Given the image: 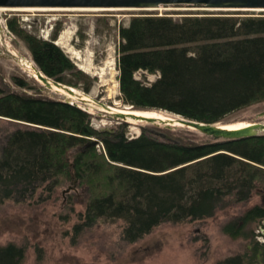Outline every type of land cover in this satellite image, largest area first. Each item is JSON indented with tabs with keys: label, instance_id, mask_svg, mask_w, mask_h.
<instances>
[{
	"label": "trees",
	"instance_id": "trees-1",
	"mask_svg": "<svg viewBox=\"0 0 264 264\" xmlns=\"http://www.w3.org/2000/svg\"><path fill=\"white\" fill-rule=\"evenodd\" d=\"M181 13H138L119 26L115 68L121 101L215 124L264 101V11ZM19 22L6 19L35 66L54 81L88 92L89 75L53 42L61 23L44 39ZM137 71L155 78L141 80ZM30 79L13 75L15 89H9L0 78V116L18 123L0 145V207L34 196L43 200L63 181L75 180L85 209L74 234L100 220L122 219V239L135 242L162 222L206 218L257 190L264 193V133L195 141L162 127L163 135L142 128L127 138L124 122L98 130L90 113L40 94L39 83ZM261 217L263 197L223 231L254 239L245 225ZM255 247L215 264H251ZM36 252L39 262L41 250ZM24 255L23 246L0 245V264H21Z\"/></svg>",
	"mask_w": 264,
	"mask_h": 264
},
{
	"label": "rangeland",
	"instance_id": "rangeland-1",
	"mask_svg": "<svg viewBox=\"0 0 264 264\" xmlns=\"http://www.w3.org/2000/svg\"><path fill=\"white\" fill-rule=\"evenodd\" d=\"M220 11L238 10L188 6L163 10L5 9L0 11V78L9 89H15L12 83L13 75L37 80L22 60H30L27 47L9 31L7 18L16 17L27 31L44 39L51 38L55 23L60 22V29L53 42L62 47L75 65L89 75L92 85L88 92L73 87L74 93L71 94L55 91L54 88L47 89L37 80L40 94L64 98L84 109L91 115V126L98 130L111 131L124 122L127 138L137 136L142 128L163 135L164 132L160 128L169 127L170 130L178 131L182 136L195 141L212 140V136L184 126H168L165 123L132 118L122 120L110 112L128 111L127 105L119 98L118 88L113 87L117 75L115 62L120 42V25L126 24L130 16L144 12L166 13L176 17L180 16L181 12L200 14ZM243 11L257 13L251 10ZM21 18L26 20L21 21ZM59 40L62 43L58 44ZM71 48L79 49L85 61L91 60L94 67L89 71L82 69L80 60L73 57ZM30 64L35 67L34 62L30 61ZM100 68H104L103 75L97 73ZM135 76L147 81L155 78L154 74L145 71H137ZM35 89L36 87L30 92H35ZM263 111L264 101L252 103L231 113L223 124L239 121L264 122ZM162 112L175 119L178 117L167 111ZM17 124L16 121L0 116V145L6 134ZM258 133H264V130H259ZM68 185H72V182L63 181L51 195L46 191L41 192L42 196L48 197L37 202L34 196L24 203L10 201L0 207V245L14 243L23 246L25 255L21 264H215L229 255L243 254L255 245L261 252L259 256L255 255L257 259L251 264H264V236L260 235L264 229L259 219L245 225L246 231L253 230L254 239L249 236L233 238L223 231L225 225L233 223L246 209L262 202L264 193L260 190L254 192L245 202H233L218 208L209 217L185 219L177 223L162 222L137 241L126 242L121 237L124 226L122 219L100 220L84 228L79 234H74L73 226L78 223L79 214L84 211L85 204L83 194L78 188L75 189V186L74 189L65 191ZM38 194L39 192L36 195ZM37 249L41 250L42 256L39 262L35 259Z\"/></svg>",
	"mask_w": 264,
	"mask_h": 264
},
{
	"label": "water",
	"instance_id": "water-1",
	"mask_svg": "<svg viewBox=\"0 0 264 264\" xmlns=\"http://www.w3.org/2000/svg\"><path fill=\"white\" fill-rule=\"evenodd\" d=\"M0 6L6 7H158V6H188V7H214L217 10H258L264 11V0H0ZM37 78L43 82L48 89L52 88V84L57 90L62 89L73 94L71 87L53 81L44 75L39 69H36ZM52 83V84H51ZM128 106H130L128 104ZM131 107V106H130ZM112 115L126 120L128 117L135 120H144L147 122L165 123L168 126L172 124L173 118L164 120L154 116L136 115L134 113H123L118 111L110 112ZM264 114V113H263ZM180 125L186 128L197 130L206 135L212 136L214 139H234L241 137L254 136L259 130H264V122H252L249 125L237 128H226L221 124L205 123L193 119L178 116L177 120ZM96 139H92L90 144H95ZM74 182L68 185L65 191L74 189Z\"/></svg>",
	"mask_w": 264,
	"mask_h": 264
},
{
	"label": "bare ground",
	"instance_id": "bare-ground-1",
	"mask_svg": "<svg viewBox=\"0 0 264 264\" xmlns=\"http://www.w3.org/2000/svg\"><path fill=\"white\" fill-rule=\"evenodd\" d=\"M171 7H177V6H158V7H147V8H145V9H160V10H163V9H169V8H171ZM184 7H186V6H184ZM116 9V8H132V9H144V8H139V7H40V6H28V7H6V6H0V11H2V10H5V9H24V10H46V9H89V10H96V9H98V10H103V9ZM203 8H205V9H215V10H217L218 8H214V7H203ZM241 11H243V10H241ZM251 11H257L258 12V10H251ZM24 20H26V19H23V18H21V21H24ZM1 21V20H0ZM63 34H64V32H63ZM60 38H62V37H60ZM59 43H62L60 40L58 41V44ZM71 52L74 54L73 55V57L76 59V60H80V67L82 68V69H84V70H90L92 67H94V64L92 65V63H91V60H88L89 62H86L85 61V59H84V57H83V54H82V52L79 50V49H75V48H71ZM84 55H87V54H84ZM84 59V60H83ZM23 61H24V63H25V65L27 66V67H29V69L32 71V73H30V74H32V76H34L43 86H44V84H43V82L42 81H40L38 78H37V76H36V69H39V68H37L35 65V67L33 68V65H31L30 64V61H31V59L28 61V60H25V59H22ZM84 61V62H83ZM32 62V61H31ZM40 70V69H39ZM41 71V70H40ZM30 72V71H29ZM42 72V71H41ZM103 72H104V68H100V72H97V73H100V74H102L103 75ZM43 73V72H42ZM115 73H117V70L115 69ZM44 74V73H43ZM45 75V74H44ZM101 75V76H102ZM47 76V75H46ZM48 77V76H47ZM48 78H50V77H48ZM51 79V78H50ZM51 80H53V79H51ZM54 81V80H53ZM57 82V81H56ZM52 84V83H51ZM52 86V88L51 89H53L54 88V90L55 91H64V90H62V89H58L57 90V88H56V86H54L53 84L51 85ZM67 86V85H66ZM45 87V86H44ZM70 87V86H69ZM113 87H115L114 89H116V88H118V81H117V79H115L114 80V86ZM46 88V87H45ZM72 88V87H71ZM48 89V88H47ZM73 89V88H72ZM74 91V90H73ZM68 93V92H67ZM67 101V100H66ZM69 103H72V102H70V101H68ZM125 105H127V109H128V111L127 112H123V113H134V114H136V115H146V116H154V117H157V118H161V119H164V120H169V119H171V118H173L172 116H169L168 114H166V113H163L162 111H156V110H134L133 108H131L130 106H128V104H125ZM118 112H122V111H118ZM264 113V112H263ZM262 113V115H264ZM179 116V115H178ZM128 118H130V117H128ZM127 118V119H128ZM178 118V117H177ZM177 118L175 119V118H173V122H172V124L173 125H180V123L178 122V121H176L177 120ZM9 119V118H8ZM126 119V120H127ZM20 122V121H19ZM27 124V123H26ZM249 124H251V122H247V121H239V122H235V123H227V124H223V123H221V125H223L224 127H226V128H237V127H243V126H246V125H249ZM172 126V125H171ZM257 134H259V133H257Z\"/></svg>",
	"mask_w": 264,
	"mask_h": 264
},
{
	"label": "flooded vegetation",
	"instance_id": "flooded-vegetation-1",
	"mask_svg": "<svg viewBox=\"0 0 264 264\" xmlns=\"http://www.w3.org/2000/svg\"><path fill=\"white\" fill-rule=\"evenodd\" d=\"M263 112H264V111H263ZM263 201H264V195H263ZM259 220H260V223H261V225L263 226V229H264V217L259 218ZM260 235H261V236H264V232H261ZM251 250H252V249H251ZM260 252H261V249L258 248V249L256 250V252H255V255H256V256H259Z\"/></svg>",
	"mask_w": 264,
	"mask_h": 264
}]
</instances>
